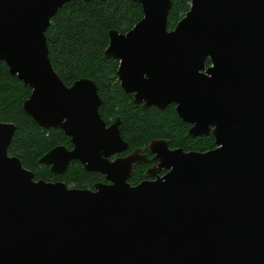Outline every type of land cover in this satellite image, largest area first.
<instances>
[{
	"label": "water",
	"instance_id": "95a60500",
	"mask_svg": "<svg viewBox=\"0 0 264 264\" xmlns=\"http://www.w3.org/2000/svg\"><path fill=\"white\" fill-rule=\"evenodd\" d=\"M68 1L0 0V60L32 89L24 111L71 138L40 162L62 174L78 160L111 182L37 179L9 153L16 124L1 121L0 264H264V0H192L173 29V0H134L142 19L109 31L106 56L132 104L175 103L191 137L216 138L206 152L154 139L170 170L136 185L128 178L145 156L111 160L129 143L119 120L102 118L95 80L68 86L50 60L46 31Z\"/></svg>",
	"mask_w": 264,
	"mask_h": 264
},
{
	"label": "trees",
	"instance_id": "16d2710c",
	"mask_svg": "<svg viewBox=\"0 0 264 264\" xmlns=\"http://www.w3.org/2000/svg\"><path fill=\"white\" fill-rule=\"evenodd\" d=\"M192 0H173L168 16V28L173 29L190 10ZM142 5L134 0H72L66 2L53 16L46 31L49 57L54 69L66 85L89 77L98 85L103 100L99 108L109 124L121 118V135L130 149L144 148L152 140L162 138L172 148L186 151H207L216 147L213 134L191 138L190 124L179 117L176 105L165 109L151 106L143 109L131 104L133 95L121 86L117 76L119 60L106 56L109 31L126 33L142 19ZM207 66L212 65L210 58ZM31 87L11 75L6 62L0 60V122H13L16 131L9 153L18 156L24 166L34 171L37 179L64 181L73 188H93L104 181L98 172L87 171L73 160L67 171L57 174L40 158L57 145L72 146L70 137L62 129L43 128L23 109V102L31 94Z\"/></svg>",
	"mask_w": 264,
	"mask_h": 264
},
{
	"label": "flooded vegetation",
	"instance_id": "af4514ba",
	"mask_svg": "<svg viewBox=\"0 0 264 264\" xmlns=\"http://www.w3.org/2000/svg\"><path fill=\"white\" fill-rule=\"evenodd\" d=\"M140 21V20H139ZM138 21V22H139ZM137 22V23H138ZM136 23V24H137ZM135 24V25H136ZM121 82V81H120ZM69 86V85H68ZM121 86H122V84H121ZM123 88V87H122ZM124 89V88H123ZM125 90V89H124ZM127 92V91H126ZM128 94H132L133 95V100H134V98H135V93H133V92H127ZM132 100V101H133ZM131 104H132V102H131ZM172 104H175V103H172ZM133 105V104H132ZM144 105H145V101H143V102H141V103H139V104H137V105H133V106H141L144 110L145 109H147V108H149V107H151V106H149V107H144ZM169 105H171V104H169ZM168 105V106H169ZM176 105V104H175ZM152 106H156V105H152ZM157 107V106H156ZM159 108V107H158ZM166 108V107H165ZM165 108H159V109H165ZM118 119H120V124H121V118L120 117H118L116 120H118ZM115 120V121H116ZM105 121V120H104ZM106 122V121H105ZM185 122H187V121H185ZM111 123H113V122H111ZM111 123H107L106 122V124L107 125H110ZM187 123H189L190 124V127L189 128H191V126H193V123H190V122H187ZM120 132H121V130H120ZM209 134H212V133H209ZM209 134H207V135H209ZM207 135H202V136H207ZM214 135V134H213ZM191 137V136H190ZM197 137H199V136H197ZM215 137V136H214ZM191 138H196V137H191ZM157 139H162V138H157ZM70 140H71V138H70ZM165 140V139H164ZM126 141V140H125ZM153 141V140H152ZM167 141V140H166ZM127 142V141H126ZM215 142H216V138H215ZM71 143V142H70ZM151 143V142H150ZM149 143V144H150ZM167 143H168V141H167ZM72 144V143H71ZM148 144V145H149ZM148 145L146 146V147H144V148H137V149H142V155H144L145 157H144V161H142V162H136L135 164H134V168H133V173H132V175L128 178V181L131 183V185H136V184H139V183H141V182H143V181H147V180H157V179H159V178H162L164 175H166V173L170 170L169 168H166V167H162L161 166V160H159L158 158H156V156H157V154L155 153V152H153V151H151L149 148H148ZM168 146H169V148L170 149H176V148H172L170 145H169V143H168ZM73 147V144H72V146L70 147V148H72ZM216 147H217V144H216ZM215 148V147H214ZM214 148H212V149H214ZM135 150V149H134ZM185 150V149H184ZM211 150V149H210ZM133 151V149H130V144H129V147H128V149H126V150H124V151H121V152H118V153H115L114 155H112L110 158H111V160H114V159H116L117 157H122V156H126V155H128L130 152H132ZM186 151V150H185ZM189 151H195V150H189ZM198 151V150H197ZM208 151V150H207ZM200 152H206V151H200ZM93 172H98V173H100V174H102L103 176H104V181H102V183H109V182H111V181H109V180H107V178H106V175L105 174H103V173H101V172H99V171H93ZM101 183V182H100Z\"/></svg>",
	"mask_w": 264,
	"mask_h": 264
},
{
	"label": "rangeland",
	"instance_id": "374dc122",
	"mask_svg": "<svg viewBox=\"0 0 264 264\" xmlns=\"http://www.w3.org/2000/svg\"><path fill=\"white\" fill-rule=\"evenodd\" d=\"M120 121V119H118Z\"/></svg>",
	"mask_w": 264,
	"mask_h": 264
},
{
	"label": "bare ground",
	"instance_id": "6f19581e",
	"mask_svg": "<svg viewBox=\"0 0 264 264\" xmlns=\"http://www.w3.org/2000/svg\"><path fill=\"white\" fill-rule=\"evenodd\" d=\"M200 152V151H199Z\"/></svg>",
	"mask_w": 264,
	"mask_h": 264
}]
</instances>
